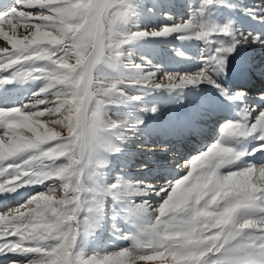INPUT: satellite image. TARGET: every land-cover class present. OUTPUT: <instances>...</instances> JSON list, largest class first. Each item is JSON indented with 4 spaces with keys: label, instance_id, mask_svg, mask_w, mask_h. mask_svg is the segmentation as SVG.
Here are the masks:
<instances>
[{
    "label": "snow or ice",
    "instance_id": "6c2138e0",
    "mask_svg": "<svg viewBox=\"0 0 264 264\" xmlns=\"http://www.w3.org/2000/svg\"><path fill=\"white\" fill-rule=\"evenodd\" d=\"M226 3L199 0L187 20L164 13L171 23L135 32L125 25L136 0L0 4V88L40 85L27 103L0 106V196L45 189L0 208V256L26 257L9 264H264V92L253 107L247 91L218 82L239 45L264 38L208 15ZM246 11L264 24V0ZM173 35L202 45L194 72L136 64L126 53L134 41ZM201 85L238 105L219 137L158 187L122 175L109 183V157L147 127L143 114L161 118L145 98L166 91L183 99ZM109 198L111 219L123 212L130 224L118 238L130 243L88 252Z\"/></svg>",
    "mask_w": 264,
    "mask_h": 264
},
{
    "label": "rangeland",
    "instance_id": "374dc122",
    "mask_svg": "<svg viewBox=\"0 0 264 264\" xmlns=\"http://www.w3.org/2000/svg\"><path fill=\"white\" fill-rule=\"evenodd\" d=\"M14 2L15 1H12L11 3ZM259 2L260 0H227L225 5L211 8L208 15L212 19L221 23L228 20L234 21L237 29L245 34H253L255 29L261 28L262 31H260L259 34L264 38V24L259 20L254 19L252 13L246 11L247 9L256 8L259 5ZM136 4L137 7L134 9L129 22L125 25L127 31L135 32L140 30H152L158 28L163 23H171L172 21L165 20L164 13H167L177 21L181 19L187 20L193 10L198 6L199 0H136ZM260 45V43H256L255 45L253 43H246L239 45L237 48L241 49L244 47L248 52H251L252 50L256 52V50L260 49L258 48ZM201 47L202 45L198 41H181L176 39L175 35H173L167 38L148 37L137 40L126 45L125 49L126 53L131 57V60L136 64H143L146 61H150L151 65L149 67L151 68L159 67L163 71H179L183 74L184 71L194 72L200 66L199 57L201 55ZM262 49V51L260 49V52H264V45H262ZM177 50L184 53V55H178ZM39 86L38 83H24L15 84L10 90L7 86L0 88V106H18L27 103L31 99L32 93L36 91ZM201 86V88L207 86L211 91H216V89L210 85ZM201 88L199 87L198 89ZM189 91L194 94V98L188 96ZM195 91H197V89H186L185 92L187 94H185V98L167 106L163 105L161 99L156 95L149 94L145 99L149 104L155 103L161 110L162 115H168L170 118H173L175 117L174 114L179 110L178 107L185 105L186 101L188 105L195 104L194 101H196V98L200 95L199 93H195ZM162 92L168 93L166 91ZM212 93L215 95V92ZM173 95L177 97L175 93H173ZM176 97L174 100L178 99ZM162 100L165 101L164 99ZM198 106H200V104L196 103L195 107L193 106V109ZM117 110L118 109L116 108L112 109L113 112ZM133 111L139 112L138 109ZM192 112L194 111L192 110ZM144 115H149V113ZM204 115V112L199 114L200 117H203ZM213 125L216 126L215 124ZM213 125L209 124L208 126L207 123L204 124L206 128H209L208 133L214 134V136L211 139L202 141L201 143L203 144V147L201 149H197L198 145L201 144L200 141L188 142L186 147H189V150L186 153V158L203 150L219 137L220 125L217 128ZM141 129L142 131L140 135L130 139L121 148L119 153H115L109 157V169L111 170L110 173H108L109 183L115 182V177L117 175H122L129 180H144L158 187L165 183L167 179H172L176 176V174L171 175L170 177L167 176V171L176 168L177 165V163L172 164V160L168 158L170 153L164 150L169 148V146H162V143L159 142V136L156 134L157 130L153 126L144 127L142 125ZM190 149H192V151ZM184 159L180 158L179 161H182L179 163L183 164L185 162ZM38 191H45V189L43 186L37 188L19 202L8 201L7 207H15L18 204L23 203L30 195ZM57 195H62V192L58 190ZM140 199L147 200L150 204L155 203V200L150 197H137V200ZM113 207L114 204L111 198H109L106 209L108 218L103 222L102 227L96 231L95 236L85 243L84 247L86 251H110L111 249L129 245V241L119 239L118 237L120 234L129 231L130 224L123 212L117 215L116 220L113 221L111 219V216L113 215ZM113 225H115V228ZM116 229H119L120 232L117 233ZM11 260L24 261L26 260V257L18 258L17 256H14L3 264H9Z\"/></svg>",
    "mask_w": 264,
    "mask_h": 264
},
{
    "label": "bare ground",
    "instance_id": "6f19581e",
    "mask_svg": "<svg viewBox=\"0 0 264 264\" xmlns=\"http://www.w3.org/2000/svg\"><path fill=\"white\" fill-rule=\"evenodd\" d=\"M7 1L8 0H0L1 3L7 2ZM255 32L257 33V31H255ZM240 54L241 53L235 52L234 54H232L228 58L229 64H228V67L226 69L227 75L228 74L229 75H235V74L237 75L241 71L240 70L241 67L244 66V69H245L249 66V64L245 63V61L242 62V56ZM254 54H255L258 62L264 61V52H260V51L256 50V52L254 51ZM232 60H236L237 62H239V66H241V67H238L237 65L232 64ZM226 76H221L218 78V82H220L222 84V86L225 88L228 87L227 81L225 80ZM237 85H239V84L235 83L234 86H237ZM254 90H257V87ZM197 91H195V93H199L200 95L196 98V101L200 102V104L203 105V107L206 109V111L211 115L210 117L209 116L206 117L207 120H214L213 124H215L217 126L218 122L219 123L221 122V119L223 121L228 117L235 118V113L238 110V105H234V104L230 103L228 100H226L222 96H219L217 94L213 95L212 91L209 90L208 88L206 89V87L201 88V89H197ZM185 94H187V93L185 92ZM253 94L257 95V94H259V91H256V93H253ZM151 95L158 96V98H160L161 101H163L162 99H164L165 101H169V102L174 100L173 93H165V92L163 93L162 91H158V92L152 93ZM246 103H248V104L253 103V104L259 105L260 102H259L258 98L257 99H254V98L251 99V98L247 97ZM227 107L231 108V111H232L231 114H229L227 116H222V115L220 116L219 114L222 111H224ZM191 112H192L191 108L182 107V108H179V110L176 114H174L175 117H173V118H170L168 115H162L160 120L157 121L156 119H154V116L152 118L151 117L152 115H144V114H143V118L145 120V123L153 122V123H156L158 125V127H163L164 124L168 125L169 121L183 125V126H191L193 124L191 121V118H190ZM208 137H212V135L209 136V134H207L206 132H202V131L199 134V140H205ZM253 146H255L254 143L250 144L249 148H251ZM178 154H179V151H176V155H178ZM260 155L261 154L258 153L257 157H259ZM174 171L175 170L173 169L169 172H174ZM32 189L33 188H23V189H20L18 192L8 193L5 195H2V196H0V203H3L4 201H6L9 197H14V198L19 197L24 192H28ZM3 259H4V257L0 256V261Z\"/></svg>",
    "mask_w": 264,
    "mask_h": 264
}]
</instances>
